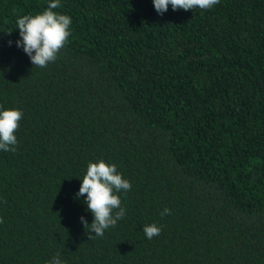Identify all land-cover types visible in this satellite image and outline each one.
<instances>
[{
  "label": "trees",
  "instance_id": "obj_1",
  "mask_svg": "<svg viewBox=\"0 0 264 264\" xmlns=\"http://www.w3.org/2000/svg\"><path fill=\"white\" fill-rule=\"evenodd\" d=\"M50 2L0 0V109L23 113L0 150V264H264V0H59L70 36L40 68L16 19ZM101 159L132 187L95 236L75 194Z\"/></svg>",
  "mask_w": 264,
  "mask_h": 264
},
{
  "label": "clouds",
  "instance_id": "obj_2",
  "mask_svg": "<svg viewBox=\"0 0 264 264\" xmlns=\"http://www.w3.org/2000/svg\"><path fill=\"white\" fill-rule=\"evenodd\" d=\"M218 2L219 0H153V5L156 12L163 15L169 6L174 11L194 8L207 10ZM59 6V0H51L43 12L18 16L16 19V28L19 29L20 37L16 45L23 48L33 66L47 67L50 62L57 59V54L68 41L72 20L68 15L53 11ZM22 116L23 113L19 109H0V150L5 152L15 150L17 145L15 132L19 128ZM81 181L79 191L75 195L77 198L84 197L87 210L93 214L90 224L83 216L80 217L81 223L95 236H103L106 229L114 227L125 215V209L121 207V199L117 193L130 191L132 185L117 171L115 164L106 163L102 159L88 164L86 174ZM117 209L118 211L114 212ZM168 214H170L168 208L160 213L161 216ZM143 232L148 239H152L160 235L161 227L156 224L145 225ZM47 264H64V262L57 253Z\"/></svg>",
  "mask_w": 264,
  "mask_h": 264
}]
</instances>
